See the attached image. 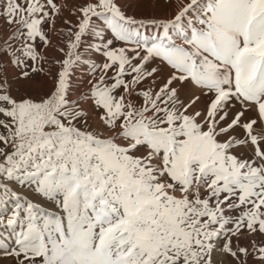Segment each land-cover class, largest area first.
<instances>
[{
	"label": "snow or ice",
	"instance_id": "1",
	"mask_svg": "<svg viewBox=\"0 0 264 264\" xmlns=\"http://www.w3.org/2000/svg\"><path fill=\"white\" fill-rule=\"evenodd\" d=\"M0 264H264V0H0Z\"/></svg>",
	"mask_w": 264,
	"mask_h": 264
}]
</instances>
